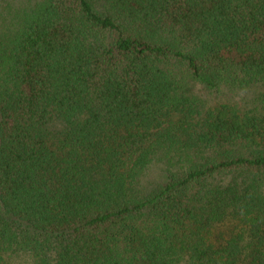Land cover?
<instances>
[{
  "label": "trees",
  "instance_id": "trees-1",
  "mask_svg": "<svg viewBox=\"0 0 264 264\" xmlns=\"http://www.w3.org/2000/svg\"><path fill=\"white\" fill-rule=\"evenodd\" d=\"M0 264H264V0H0Z\"/></svg>",
  "mask_w": 264,
  "mask_h": 264
}]
</instances>
